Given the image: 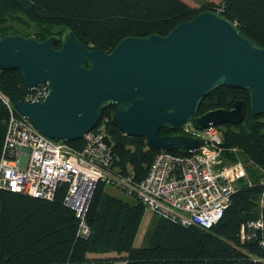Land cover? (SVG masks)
<instances>
[{"label": "trees", "instance_id": "1", "mask_svg": "<svg viewBox=\"0 0 264 264\" xmlns=\"http://www.w3.org/2000/svg\"><path fill=\"white\" fill-rule=\"evenodd\" d=\"M222 6L224 17L238 23L243 34L264 47V0H222ZM202 11L205 9L197 10L184 0H0V38L10 34L32 37L7 25L14 20L27 27L33 24L38 40L57 31L62 37L72 30L87 46L110 52L128 37L167 35ZM61 46L62 42L57 45ZM0 91L16 104L33 89L15 69L0 72ZM241 99L245 102L244 123L220 127L226 149L223 158L235 162L242 155L264 169V114L253 116L247 90L220 86L205 97L198 114L230 108ZM115 108H105L102 119L109 117L116 166L126 173L133 169L139 181L161 150L143 137L126 135L114 120ZM8 114L0 98V157ZM173 133L182 130H161L163 135ZM71 143L83 145L82 140ZM66 192L64 184L48 200L0 189V264H264V225L255 237L245 241L240 237L243 224L264 223V173L259 170L235 188L222 218L211 229L183 226L156 214L140 246L135 243L146 213L141 200L118 196L103 182L98 183L85 216L91 233L84 237L81 220L64 202ZM111 253L117 256H107Z\"/></svg>", "mask_w": 264, "mask_h": 264}, {"label": "water", "instance_id": "2", "mask_svg": "<svg viewBox=\"0 0 264 264\" xmlns=\"http://www.w3.org/2000/svg\"><path fill=\"white\" fill-rule=\"evenodd\" d=\"M0 69L20 70L29 88L49 85L43 101L15 107L44 135L68 142L83 139L114 105L126 135L158 150L195 153L204 138L161 130L244 123L242 99L198 114L220 86L247 90L253 116L264 114V47L218 11H202L164 36L125 38L110 52L87 46L72 30L42 41L10 34L0 38Z\"/></svg>", "mask_w": 264, "mask_h": 264}, {"label": "built area", "instance_id": "3", "mask_svg": "<svg viewBox=\"0 0 264 264\" xmlns=\"http://www.w3.org/2000/svg\"><path fill=\"white\" fill-rule=\"evenodd\" d=\"M32 89L24 99L27 102L43 101L49 94L48 84ZM0 98L9 112L0 157V189L52 200L59 187L66 184L64 202L81 220L84 237L91 233L85 216L100 182L141 200L146 211L183 226L209 230L229 206L235 182L247 176L242 159L224 162L226 149L216 126L199 130L191 124L181 129V134L204 138L206 144L185 155L161 150L145 177L136 181L133 169L126 173L116 166L109 141V117L84 135L82 146H76L44 135L1 91ZM263 225L262 220L243 224L241 239L255 237Z\"/></svg>", "mask_w": 264, "mask_h": 264}, {"label": "rangeland", "instance_id": "4", "mask_svg": "<svg viewBox=\"0 0 264 264\" xmlns=\"http://www.w3.org/2000/svg\"><path fill=\"white\" fill-rule=\"evenodd\" d=\"M185 2H187L189 5H191L193 8L197 9V10H201V9H205V10H214L216 9V11L218 12H222V0H184ZM211 5H216L215 8L211 7ZM209 8V9H208ZM7 25H13L15 26L16 28H18L21 32H25V33H30V35L32 37H35L36 36V33H37V30L35 29L34 25L33 24H29V26L27 27L26 25L22 24V23H19L17 21H14V20H10ZM59 32L61 31H57L56 33L58 34ZM211 127V126H210ZM216 127H222V126H216ZM209 128V127H208ZM219 132L222 133L221 129H219ZM225 152V151H224ZM242 161L244 162V165H245V168H246V173H247V176L246 178L242 179V180H239L237 182H235V188H237V186L244 182V180H250V177L252 175V173L254 171H260L261 173H264V169L254 165L253 163H251L250 161H248L246 158H244L242 155H240ZM25 162V160H24ZM224 162H228L227 158L224 159ZM107 190L110 191L111 193H114L118 196H123L125 197L124 193L122 191H120L119 189L117 188H114V187H110V186H107ZM129 198V197H128ZM147 217V215H146ZM145 217V218H146ZM158 216L155 214V216L153 217V219L157 218ZM147 228V226L145 227V229ZM145 233H142L140 232L139 233V236H138V242L140 244H142L143 242V236H144Z\"/></svg>", "mask_w": 264, "mask_h": 264}, {"label": "crops", "instance_id": "5", "mask_svg": "<svg viewBox=\"0 0 264 264\" xmlns=\"http://www.w3.org/2000/svg\"><path fill=\"white\" fill-rule=\"evenodd\" d=\"M110 192V191H109ZM114 194V193H113ZM147 215V217H146ZM155 216V213L151 212V211H146L145 213V216H144V219H143V222H142V225H141V228H140V232L142 233H145L147 231V229L150 227L152 221L154 220L153 217ZM146 217V218H145ZM147 226V228L145 229V227ZM139 233H138V236H139ZM138 236H137V239H136V246H140L141 244L138 242ZM144 237V236H143ZM107 256H117L116 253H111V254H108ZM116 264H123V262L119 261L117 262Z\"/></svg>", "mask_w": 264, "mask_h": 264}]
</instances>
